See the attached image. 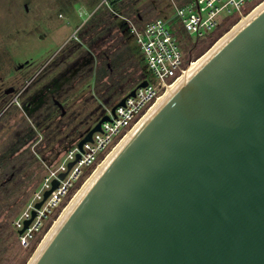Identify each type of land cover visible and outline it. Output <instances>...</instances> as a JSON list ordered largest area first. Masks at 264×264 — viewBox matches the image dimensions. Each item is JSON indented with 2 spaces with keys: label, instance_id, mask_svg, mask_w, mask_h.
I'll use <instances>...</instances> for the list:
<instances>
[{
  "label": "water",
  "instance_id": "water-1",
  "mask_svg": "<svg viewBox=\"0 0 264 264\" xmlns=\"http://www.w3.org/2000/svg\"><path fill=\"white\" fill-rule=\"evenodd\" d=\"M29 264H264V5L114 153Z\"/></svg>",
  "mask_w": 264,
  "mask_h": 264
},
{
  "label": "rangeland",
  "instance_id": "rangeland-1",
  "mask_svg": "<svg viewBox=\"0 0 264 264\" xmlns=\"http://www.w3.org/2000/svg\"><path fill=\"white\" fill-rule=\"evenodd\" d=\"M102 3L103 0H0V264H27L31 259L42 239L34 246L21 247L13 223L31 202L33 192L40 188L45 175L44 165L61 164L63 158L60 157L66 152L62 146L68 144L70 132L77 125L74 116L84 113L87 98H92L88 102L100 108L93 86H84L65 101L66 110H62V116H55L45 123L50 125L49 130L34 127V121L48 113L46 106L52 96L48 94L45 104L37 108L42 100L36 102V93H40L42 85L56 74L53 67L46 66L67 43L77 40L82 25ZM143 4L140 12L144 22L156 18L172 19L184 44L183 52L191 51L195 60L232 29L233 24H224L216 33L214 30L204 33L196 43L195 36L189 37L181 30L174 17V5L190 6L192 0H146ZM107 9L120 18L111 6ZM232 18L227 16L225 20ZM118 35L134 49L138 69L151 82L144 56L125 32L119 29L105 45L116 47ZM132 70L130 66L127 71ZM9 87H13L15 93L5 97ZM60 87L58 84L55 91ZM64 89L65 86L61 89L60 99L67 95ZM15 98L16 105L12 103ZM30 102L36 108L31 116L24 107ZM57 104L61 106V103ZM108 109L111 108H104V115ZM81 120L82 117L78 121ZM30 126L35 128L33 139L18 148L19 140ZM86 171V168L82 169L83 174ZM75 185L76 181L72 183Z\"/></svg>",
  "mask_w": 264,
  "mask_h": 264
},
{
  "label": "built area",
  "instance_id": "built-area-1",
  "mask_svg": "<svg viewBox=\"0 0 264 264\" xmlns=\"http://www.w3.org/2000/svg\"><path fill=\"white\" fill-rule=\"evenodd\" d=\"M112 1L103 0L101 5L110 8ZM262 3L264 0H192L190 6L174 5V17L179 28L189 37L194 35L197 43L204 33L212 30L216 33L227 23L237 24ZM227 16L233 18L225 20ZM120 19L125 22L132 41L144 56L146 71L151 74L152 81L144 78L141 82L146 81V86L137 88L134 96L127 97L124 105L117 106L113 114L108 109L105 114L108 120L101 123L100 130L94 132L91 140L84 143L80 150L74 144L60 157L63 158L60 165H44L45 175L40 188L33 192L31 202L13 223L21 247L34 246L43 238L95 167L139 123L158 98L184 76L195 60L190 55L191 51L183 52L184 44L179 39V32L175 31L177 25H173L172 19L156 18L141 24L121 16ZM13 102L16 103V98ZM83 168L87 169L84 174ZM53 181H57V185L44 199ZM74 181L77 185L72 186ZM39 202L41 205L36 209L35 205ZM32 212L34 217L24 228Z\"/></svg>",
  "mask_w": 264,
  "mask_h": 264
},
{
  "label": "trees",
  "instance_id": "trees-1",
  "mask_svg": "<svg viewBox=\"0 0 264 264\" xmlns=\"http://www.w3.org/2000/svg\"><path fill=\"white\" fill-rule=\"evenodd\" d=\"M145 1L114 0L110 2V6L121 18L141 24L144 22V15L141 14L140 9ZM113 15L107 7L102 5L94 11L78 31L77 40L67 43L46 66L53 67L56 74L42 85L40 93H36V102L42 100L37 108L45 104L44 100L48 94L52 95L49 98V105L46 106L48 113L34 121V127L47 131L50 125L45 123L55 116H62V110H66L65 101L78 93L82 87L93 86L100 108H95L94 103L88 102L92 98H87L84 113L74 116L77 125L70 132L68 144L62 146L66 151L71 149L104 116V108H112L144 79V72L137 67L134 49L132 50L122 36L116 37V47L112 45L114 47L112 48L110 44L105 45L108 39L118 34L119 29L130 37L125 22ZM130 66L133 68L132 72L127 71ZM77 81L78 85H76ZM58 84L61 85L60 90L55 91L58 89L56 88ZM64 86V92L66 91L67 95L60 99L61 89ZM57 103H61V106ZM28 104L29 106L24 104V107L31 116L36 108L33 107V102ZM80 117L82 120L78 121ZM33 137L34 129L30 126L23 139L19 140L18 148Z\"/></svg>",
  "mask_w": 264,
  "mask_h": 264
},
{
  "label": "bare ground",
  "instance_id": "bare-ground-1",
  "mask_svg": "<svg viewBox=\"0 0 264 264\" xmlns=\"http://www.w3.org/2000/svg\"><path fill=\"white\" fill-rule=\"evenodd\" d=\"M264 3H262L259 7H257L249 16L243 17L241 21H239L237 24L232 26V29L229 30L227 33H225L204 55L200 56L198 59L194 60L193 63L190 65L189 70L184 74V76L178 80L173 86L169 87L166 91V93L158 98V100L155 102V104L151 107V109L147 112V114L137 123L134 128L127 134V136L117 145L114 146V148L110 151V153L107 155L105 159H103L94 169L93 173L85 180V182L82 184V186L78 189V191L73 195L71 200L68 202L66 207L63 209L60 216L54 221L51 228L47 231V233L42 238L40 244L38 245L36 251L32 255L31 259L27 264H29L32 259L35 257L37 252L40 250L46 239L49 237V235L52 233V231L55 229V227L60 223V221L64 218V216L69 212V210L72 208V206L76 203V199L80 196V194L84 191V189L87 187L89 182L98 174L99 170L110 160V158L114 155V153L125 143V141L134 133L135 130L146 120V118L161 104V102L164 100L166 96H168L175 88L178 86V84L184 80L201 62L204 60V58L213 50L220 42H222L232 31L236 30L241 24H243L250 16H252L255 12H257L261 6H263Z\"/></svg>",
  "mask_w": 264,
  "mask_h": 264
},
{
  "label": "flooded vegetation",
  "instance_id": "flooded-vegetation-1",
  "mask_svg": "<svg viewBox=\"0 0 264 264\" xmlns=\"http://www.w3.org/2000/svg\"><path fill=\"white\" fill-rule=\"evenodd\" d=\"M9 88H11V89H12V92H10L9 94H5V97H6V96H8V95H10V94H13V93H15V89H14L13 87H9ZM9 88H8V89H9ZM8 89H7V90H8Z\"/></svg>",
  "mask_w": 264,
  "mask_h": 264
},
{
  "label": "crops",
  "instance_id": "crops-1",
  "mask_svg": "<svg viewBox=\"0 0 264 264\" xmlns=\"http://www.w3.org/2000/svg\"><path fill=\"white\" fill-rule=\"evenodd\" d=\"M13 104L15 103V102H12ZM10 105H12V104H10ZM15 105H16V103H15ZM35 129V128H34ZM75 144H77V142L75 143ZM65 153V152H64ZM45 165H47V164H45Z\"/></svg>",
  "mask_w": 264,
  "mask_h": 264
}]
</instances>
